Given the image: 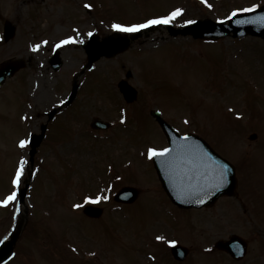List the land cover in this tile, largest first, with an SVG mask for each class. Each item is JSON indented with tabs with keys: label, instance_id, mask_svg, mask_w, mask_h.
Here are the masks:
<instances>
[{
	"label": "rangeland",
	"instance_id": "rangeland-1",
	"mask_svg": "<svg viewBox=\"0 0 264 264\" xmlns=\"http://www.w3.org/2000/svg\"><path fill=\"white\" fill-rule=\"evenodd\" d=\"M263 2L208 0L209 7L204 0H0V62L24 63L0 87V200L22 188L34 171L24 203L17 196L0 205V241L12 236L15 243L5 264H264V43L252 37H172L165 24L154 25L125 51L101 57L88 69L82 47L89 32L102 37L116 30L104 24L139 22L182 8L171 23L178 27ZM6 21L14 28L8 41L2 40ZM68 37L74 40L56 47ZM53 45L61 58L57 70L48 63ZM37 78L46 81L41 92ZM120 81L134 89L128 103ZM76 83L73 104L47 123L36 165L27 163L20 185H13L20 158L28 161V147L17 144L40 132L46 112ZM153 109L181 132L200 134L234 157L236 197L198 210L169 202L148 162L149 145L158 149L165 143L150 116ZM94 117L111 124L92 129ZM120 162L126 164L122 178L116 176ZM125 184L135 187L136 199L113 203L110 196ZM98 195L109 202L101 199L97 218L73 207ZM231 233L248 243L240 261L213 246ZM172 240L188 248L180 262L170 254Z\"/></svg>",
	"mask_w": 264,
	"mask_h": 264
},
{
	"label": "water",
	"instance_id": "water-1",
	"mask_svg": "<svg viewBox=\"0 0 264 264\" xmlns=\"http://www.w3.org/2000/svg\"><path fill=\"white\" fill-rule=\"evenodd\" d=\"M260 10H264V7ZM260 10L250 13L256 17L250 16V14L239 16L240 21H245L244 23H247V25L249 23L254 24L252 29L248 26L244 27L245 33L264 37V19L259 14ZM210 25L215 26L213 23H210ZM218 25L221 26L223 23ZM214 29L213 27L210 32L206 31V26L203 27L200 22H195L183 30L182 33H191L194 37L212 36V38H216L218 35ZM226 33H228V29L223 34ZM110 37V39L108 38L102 42H98L95 37L90 40L89 52H96L95 54H89L91 59H95L101 54H112L121 49L110 42L111 39L114 41L115 37ZM15 68L16 66L13 64L3 66L0 69V81L3 80L5 75L11 74ZM158 120L161 121L160 118ZM162 126L170 140L169 148H172L173 151L163 157H154V166L162 186L174 203L183 207H200L211 204L220 195H229L234 192L236 179L231 165L213 153L200 138L190 135L187 136V139H184L185 136H178L166 124L162 123ZM39 139L40 136L34 139L32 145H37ZM33 152L34 148H32ZM223 165H227V170L224 171L223 178H221L220 172L223 170ZM200 200H203V203L198 202ZM216 246L228 251L237 258L243 255V250L245 251V243L236 236H232L226 241H218ZM238 246L242 248L240 254H236ZM11 250L12 245L9 242H5L0 246V260L6 258ZM172 252L177 258L182 259L186 251L184 248L175 246L172 248Z\"/></svg>",
	"mask_w": 264,
	"mask_h": 264
},
{
	"label": "snow or ice",
	"instance_id": "snow-or-ice-1",
	"mask_svg": "<svg viewBox=\"0 0 264 264\" xmlns=\"http://www.w3.org/2000/svg\"><path fill=\"white\" fill-rule=\"evenodd\" d=\"M205 4H208V0H204ZM209 7H212L211 4H208ZM86 7L91 8L92 5L91 4H87ZM259 5L257 4H252L250 7H246V8H237L234 9L231 13L232 17H235L238 13L240 12H251L254 9L258 8ZM184 9L182 8H176L175 10H173L172 12H170L167 15L164 16H159V17H153V18H149L144 20L141 23H135V24H121V23H113L111 25V27L113 29L122 31V32H138L141 29H146L149 28L150 26L153 25H161V24H171L173 23V21L175 20L176 17L180 16L183 13ZM230 18V17H228ZM245 21H237V23H244ZM185 24H190V23H194V21L191 20H186L184 21ZM89 36L92 35V32L88 33ZM74 37H68L65 40H61L56 47L59 48L61 45L63 44H67L70 41H73ZM82 42V41H81ZM44 43H47V41H45ZM36 49H38L40 46L39 45H35L34 46ZM61 103H63V101H61ZM239 115V114H238ZM123 119V118H122ZM184 139H187V134H185ZM29 144V140L28 139H22L19 141V146L21 148H24L25 146H27ZM173 151L172 148L169 147H164L161 149H157V148H150L148 150V155L149 157H156V156H166L167 154L171 153ZM28 163L27 159L24 157L20 158V162L19 165L15 171V175L14 178L12 180L13 185L15 186H19L21 183L22 178L24 177V173H25V165ZM222 171L220 172V177L223 178L224 175V171L227 170V165H223L222 166ZM17 191L14 190L12 192H10L3 200H0V205H7L10 202L16 201L17 200ZM101 199L103 200H107L108 197L107 196H96L95 198L92 197H87L86 200L91 201L93 203H99L101 201ZM200 203H203V200L198 201ZM73 207L75 208H79L81 207V205L76 204L73 205ZM157 239H163V237H157ZM3 241H0V243H2ZM168 243L170 244H175L176 241L172 240V241H168Z\"/></svg>",
	"mask_w": 264,
	"mask_h": 264
},
{
	"label": "bare ground",
	"instance_id": "bare-ground-1",
	"mask_svg": "<svg viewBox=\"0 0 264 264\" xmlns=\"http://www.w3.org/2000/svg\"><path fill=\"white\" fill-rule=\"evenodd\" d=\"M43 79H39V78H37V81H36V87H37V89L39 90V92H41V91H43V89L45 88V87H43L44 86V84L46 83V81H42ZM37 97H40V95H38Z\"/></svg>",
	"mask_w": 264,
	"mask_h": 264
}]
</instances>
